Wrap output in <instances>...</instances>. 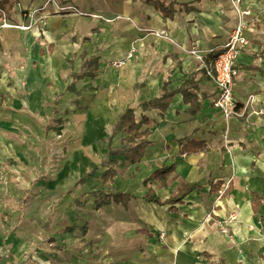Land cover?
<instances>
[{
  "label": "crops",
  "instance_id": "0c3cea01",
  "mask_svg": "<svg viewBox=\"0 0 264 264\" xmlns=\"http://www.w3.org/2000/svg\"><path fill=\"white\" fill-rule=\"evenodd\" d=\"M54 1L20 0L9 19L0 17V148L6 155L18 153L17 142L10 139L12 122L34 135L51 112L55 116L41 127L43 136L74 126L81 129L83 142L107 140L112 164H102L106 168L99 180L105 189L90 193L94 209L105 211L95 220L98 230L87 234L98 242L97 250L62 256L53 249L51 262L39 253L32 264H264V0H241L252 14L245 18L249 44L237 59L234 94L240 115L231 118L215 108L216 83L188 52L196 47L212 65L241 18L234 0H175L173 18H164L145 0ZM162 30L172 41L155 35ZM132 47L135 55L113 67ZM164 83L176 92L168 109L144 110L143 103L158 98ZM128 109H134L138 121L150 119L144 126L151 131L150 146L135 165L114 154L126 137L114 134L115 124ZM185 138L204 142L207 150L181 153ZM73 158L81 161L77 176L87 159ZM117 158L126 168L122 172L113 166ZM172 165L175 173L168 184L152 185L162 201L177 193L181 181L200 188L182 203L145 201V180ZM109 168L116 172L111 187L101 180ZM98 169L91 163L79 183L94 178ZM109 189L137 199L96 209L93 193ZM74 233L67 224L53 237L70 241Z\"/></svg>",
  "mask_w": 264,
  "mask_h": 264
},
{
  "label": "rangeland",
  "instance_id": "374dc122",
  "mask_svg": "<svg viewBox=\"0 0 264 264\" xmlns=\"http://www.w3.org/2000/svg\"><path fill=\"white\" fill-rule=\"evenodd\" d=\"M54 116L45 113L42 126ZM42 126L37 125L33 135L25 125L12 122L10 139L17 142L19 152L6 155L0 148V264L36 263L39 253L51 262L53 249L62 256L69 255L70 250H76L80 256L97 250L95 241L87 234L98 230L95 220L102 219L105 211L94 209L90 193L105 189L99 177L106 168L102 164H112L107 155V140L83 142L81 129L69 125L61 135L45 137L40 132ZM126 147L123 140L118 148ZM76 154L87 159L77 176L81 161L73 158ZM121 162L117 158L113 165L119 172L126 169ZM91 163L99 165L98 175L81 185L79 180ZM117 187L123 189V181H118ZM67 224L75 227V238H54Z\"/></svg>",
  "mask_w": 264,
  "mask_h": 264
},
{
  "label": "trees",
  "instance_id": "16d2710c",
  "mask_svg": "<svg viewBox=\"0 0 264 264\" xmlns=\"http://www.w3.org/2000/svg\"><path fill=\"white\" fill-rule=\"evenodd\" d=\"M19 2L20 0H0V17L9 19L12 11L19 4ZM144 4L154 8L164 18H173L177 12V3L175 0H145ZM217 54L218 53L213 55L212 60L215 59ZM183 92L186 94L185 88L183 89ZM175 94V91H170L168 89V83H164L161 95L150 102L143 103L142 107L144 110L159 109L161 112H165L170 106ZM148 124H150V119L146 116H143L139 121L136 119L134 109H128L124 114H122L115 124L114 134L119 132L124 133L126 135L125 141L127 143V147L121 151L115 152L114 154L123 155L129 165L140 163L147 148L150 146L149 137L151 135V131L149 129H144V126ZM57 131L61 132V128H57ZM180 146V152L183 154H192L207 150V145L204 142H195L189 140L188 138L181 140ZM174 173V165L163 167L153 172L152 175L144 182L147 188V194L145 195L144 200L158 205H173L182 203L184 198L189 193L200 188L198 184H189L181 181L177 187V193L171 198L162 201L156 194L152 185L153 183H156L157 189L164 188L168 184L169 177ZM93 174L94 168L90 173V176ZM115 176L116 172L112 168H109L103 173L101 180L104 185L111 187V185L115 182ZM93 195L96 198V209H100L111 202L118 205H126L129 201L137 199L134 195L112 189H109L107 192L96 191ZM256 196L258 195L255 194L254 198ZM259 208L260 205H257L255 210L258 211Z\"/></svg>",
  "mask_w": 264,
  "mask_h": 264
},
{
  "label": "built area",
  "instance_id": "2783aa9c",
  "mask_svg": "<svg viewBox=\"0 0 264 264\" xmlns=\"http://www.w3.org/2000/svg\"><path fill=\"white\" fill-rule=\"evenodd\" d=\"M48 2L52 3L55 1L48 0ZM58 8L61 11H76V9L71 6H58ZM234 8L236 13L241 18L237 25L229 32L226 44L224 45L223 49L219 51L210 67L205 62L207 53L198 50L196 47H193L188 52L192 57H195L202 63V68L207 70L208 76L216 83L218 93L217 98L214 101V106L225 116V118H231L235 115H240V112L236 111V100L234 94L235 79L239 74V70L237 68V59L244 47L249 44V39L247 36L249 24L245 18L251 16L252 14L249 8L244 9L241 7V0H234ZM34 12L36 13L37 11ZM34 12L31 14L30 17L35 14ZM27 13H29L28 10L24 11V14ZM27 17H29V14L27 15ZM40 22L45 23V19H41ZM4 25L12 26L9 23H6V21ZM18 27L24 30H28L31 28L30 25H21ZM155 35L172 41L167 31L162 30L158 33H155ZM135 52V47H132L127 53L125 59L120 61H114L112 63V66L116 68L124 66L127 60L131 59L135 55ZM261 114L263 115L264 113L262 112ZM235 218L236 217H232V219ZM223 232H226V230H223Z\"/></svg>",
  "mask_w": 264,
  "mask_h": 264
}]
</instances>
